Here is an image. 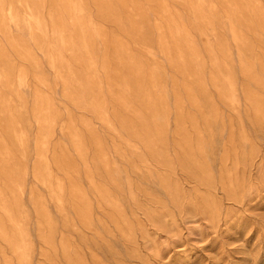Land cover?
I'll return each mask as SVG.
<instances>
[{
	"label": "rangeland",
	"instance_id": "374dc122",
	"mask_svg": "<svg viewBox=\"0 0 264 264\" xmlns=\"http://www.w3.org/2000/svg\"><path fill=\"white\" fill-rule=\"evenodd\" d=\"M0 264H264V0H0Z\"/></svg>",
	"mask_w": 264,
	"mask_h": 264
}]
</instances>
